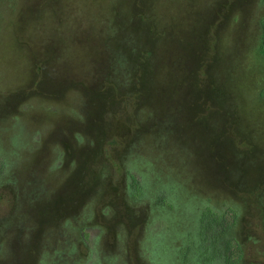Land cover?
Listing matches in <instances>:
<instances>
[{
  "label": "rangeland",
  "instance_id": "1",
  "mask_svg": "<svg viewBox=\"0 0 264 264\" xmlns=\"http://www.w3.org/2000/svg\"><path fill=\"white\" fill-rule=\"evenodd\" d=\"M263 27L264 0H0V264H264Z\"/></svg>",
  "mask_w": 264,
  "mask_h": 264
},
{
  "label": "flooded vegetation",
  "instance_id": "2",
  "mask_svg": "<svg viewBox=\"0 0 264 264\" xmlns=\"http://www.w3.org/2000/svg\"><path fill=\"white\" fill-rule=\"evenodd\" d=\"M230 246V244H229ZM231 248H232V251H231V254L233 255L234 257V260H232L231 258L229 259L228 261V264H237L238 261H239V257H241V253H242V249L239 245H236L235 243L231 242Z\"/></svg>",
  "mask_w": 264,
  "mask_h": 264
},
{
  "label": "trees",
  "instance_id": "3",
  "mask_svg": "<svg viewBox=\"0 0 264 264\" xmlns=\"http://www.w3.org/2000/svg\"><path fill=\"white\" fill-rule=\"evenodd\" d=\"M264 28V27H263ZM263 43H262V46H263V49H264V33H263Z\"/></svg>",
  "mask_w": 264,
  "mask_h": 264
}]
</instances>
